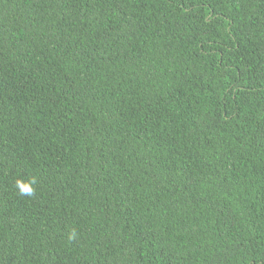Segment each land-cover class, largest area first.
Returning <instances> with one entry per match:
<instances>
[{"label": "trees", "instance_id": "16d2710c", "mask_svg": "<svg viewBox=\"0 0 264 264\" xmlns=\"http://www.w3.org/2000/svg\"><path fill=\"white\" fill-rule=\"evenodd\" d=\"M0 264H264V0H0Z\"/></svg>", "mask_w": 264, "mask_h": 264}, {"label": "clouds", "instance_id": "9594fccd", "mask_svg": "<svg viewBox=\"0 0 264 264\" xmlns=\"http://www.w3.org/2000/svg\"><path fill=\"white\" fill-rule=\"evenodd\" d=\"M35 183H36L35 179H32L30 181L17 180L16 186L21 195L31 197L35 193V187H34ZM74 235L75 233H73L72 237L70 238H73Z\"/></svg>", "mask_w": 264, "mask_h": 264}]
</instances>
